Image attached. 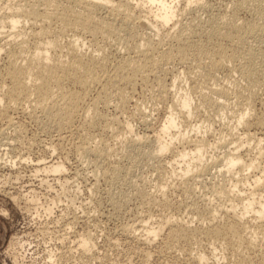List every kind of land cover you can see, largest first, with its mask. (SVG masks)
Wrapping results in <instances>:
<instances>
[{"label": "bare ground", "instance_id": "1", "mask_svg": "<svg viewBox=\"0 0 264 264\" xmlns=\"http://www.w3.org/2000/svg\"><path fill=\"white\" fill-rule=\"evenodd\" d=\"M183 1L185 4L180 6L181 0H142L137 4L130 0H8L7 11L0 17V121L12 124L11 113L23 109L47 129L64 132L82 119L84 133L79 134L77 148L88 161L97 164L94 161L112 155L109 153L111 145L103 139L100 141L101 138L99 143L93 142L96 135L92 131L109 127L114 131L118 124L99 106L116 102L124 110L129 92L138 84L165 98L176 92L174 88L179 81L181 83L184 73L188 85L178 87L168 116L157 133L148 142L141 139L144 136H124V145L129 149L124 156L128 165L107 163L104 174L112 205L121 209L134 196L140 205L161 210V218L155 226L154 223L142 225L145 233L140 237H144L145 243L154 241L164 231L172 245L202 232L215 246L211 247L213 251L218 245L232 251L234 264H264V192H261L264 191V167L258 162L264 157V148L260 147L264 141V112L254 114L258 95H261L259 91L264 90V0H231L230 10L224 13L210 11L204 0ZM200 10L208 17L203 18ZM243 11L250 17L242 18ZM69 32L72 35L65 40ZM113 40L126 51V55L119 56L121 58L115 62L107 51ZM86 44L92 51L82 49ZM2 54L5 55L3 63ZM169 64L184 67L182 73L173 74L171 83L166 79ZM221 71L225 73L222 83L217 79ZM93 91L96 94L87 103ZM144 114L142 118L146 117ZM216 118L235 123L225 124L226 128L214 134L213 142L206 134H213ZM240 127L244 130L243 136L236 131ZM252 127L260 131L259 137L256 131L252 132ZM243 140L249 146L246 153L240 151L245 146ZM251 141L256 145L251 146ZM231 144L236 145L229 149ZM217 148L224 151L213 155ZM225 148L228 149L225 151ZM251 149L256 150L254 157L249 155ZM168 153L170 157H166ZM141 160L151 162L158 173L157 181L150 186L152 189L147 186L149 190L143 183L135 186L133 179L124 180L129 164L136 165ZM213 168H218L223 179L214 181L211 177L212 196L223 199L226 204L221 201V205H214L204 194L203 202L209 200L199 207L195 199L197 188L206 182ZM44 169L61 173L65 166L53 162ZM249 169L260 172L253 177L247 193L239 186L248 183ZM123 180L130 189L124 186ZM120 183L127 189L115 193ZM120 189L122 187L118 191ZM170 190L183 196L181 203L196 216L198 224H207L204 230H194L188 223L179 224L165 215L173 211ZM250 212L253 214L248 218ZM145 217L144 221L151 219V215ZM88 235L82 236L81 243L86 250H91L94 244L91 234ZM251 250L257 253V263L251 254L252 258L244 257V253ZM206 258L203 253L196 261L206 264Z\"/></svg>", "mask_w": 264, "mask_h": 264}, {"label": "rangeland", "instance_id": "2", "mask_svg": "<svg viewBox=\"0 0 264 264\" xmlns=\"http://www.w3.org/2000/svg\"><path fill=\"white\" fill-rule=\"evenodd\" d=\"M130 1L137 4L142 0ZM204 1H207L211 9L210 11L214 13L227 12L231 7L229 6L231 5V0ZM8 4V0H0V17L4 15V11H7L5 9ZM184 4L185 2L181 0L179 5L183 6ZM155 7V5H152L153 9H155ZM2 12L4 13L2 14ZM200 14L201 16L203 15V18L208 17V14L201 10ZM240 15L242 18L250 17L245 11L241 12ZM183 19H185V17ZM170 26L169 24L168 28ZM71 35L72 32H69L65 40L69 39ZM110 44L111 45L107 46L109 49L107 51L112 55L113 58L111 57V59L113 62L126 55V51L124 52V50L118 47L119 42L113 40ZM88 46L89 45L86 44L82 46V49L87 52L92 51V48H88ZM116 52H119V54ZM1 59L3 63L5 61L4 54H2ZM183 68L182 64H169L167 67L168 73L166 72L167 82L171 83L173 74L178 72L182 73ZM0 71L2 72L1 68ZM184 76L185 74L182 73L180 79L181 83L179 81L177 83V88H174L176 92L178 87L182 89L181 86L184 87L188 85V79ZM224 76V72H219L217 75L218 82H220L221 79L223 82ZM218 77H220V79ZM145 87L146 86L143 84H138L134 87L135 89H131L134 91L129 92L126 104L127 107H125L124 110H121L116 102H112L107 106H99V109L108 118L110 117L109 119H116L118 124L114 126V131L112 128L110 129V127L103 131L100 128L92 131L94 135L97 136L93 135V142L96 143L101 138L100 141L103 139V142H107L108 145H111V151L109 153L112 155L110 154L111 156L109 158L99 159V161L96 160L97 162L94 161V163L97 164H93V160L88 161L77 148L80 142L79 138L84 133L81 125L82 119L76 120V123L74 122L71 126L72 129L70 128V131L65 130L64 132H59L58 130L57 132L55 129L53 131V128L47 129L39 120L32 117L29 111L27 112L23 109H18V111L15 110L11 113L14 118L12 124H6L0 121V142L4 139L0 144V264H198L196 259L198 255L203 253L208 257L206 258V264L235 263L232 251L229 250V252L228 249L226 250V248L221 245V247L225 248H222L223 251L226 250L225 253L219 249V245L218 248L216 246L217 251L216 249L213 251L211 247L215 246L211 245L212 241L210 239L206 240V236H202V232H198L201 233V235L198 234L201 237L198 238V235H196V240L195 237L189 238V240L192 239L190 240L191 244L188 242L189 240H181V243L178 242L179 244L176 245L169 244V239L166 235L167 231H164L160 237L155 238L156 240L154 239V241H150L149 243L146 241L145 243L143 240L144 237H140L145 233L144 226L153 223L155 226L157 224L156 221L161 218V210L157 208V211L156 208L154 210V207L149 209L148 206L140 205L139 201L136 200L134 196L125 207L121 209L113 207L110 200L109 183H107L108 180H106L107 178L104 174L107 163L118 162L122 164L124 162V165H128V161L125 160L124 156L128 154L129 149L124 145V136H131L134 138L144 136L141 139L144 138V140L146 139L148 142L164 123L170 111L172 99L176 95V92H172L170 95L163 98L158 92L155 93L156 91H152L151 93V91ZM174 89H172V91H175ZM259 92L261 95H258L254 111V114L257 113L256 115H260L264 112V90L261 89ZM95 94L96 91L91 92L88 96L90 98H87L86 102L88 103ZM141 112L143 114L145 113L144 115L146 117L142 118L143 114ZM234 123V121L229 119L216 118L213 122V134L210 133L212 136L210 134H206V136L214 142V134L217 135V131L226 128L225 124H230L232 126ZM130 129L131 133L129 132ZM251 130L253 133L257 132L256 135L258 136L259 134L260 136L259 130H256L254 127H252ZM20 131L23 134H21ZM171 131H174V129ZM236 131L243 136V128L240 127ZM79 134L81 135L79 136ZM200 134L204 133L200 132ZM224 134L228 135V132H224ZM147 136L148 139L145 138ZM95 138L97 139L95 140ZM168 138L169 136H166V139ZM243 143L245 146L240 150L241 152L249 148L246 141ZM176 145L179 144L177 143ZM235 145L236 144H231L229 149L233 148ZM250 145L254 146L256 143L251 141ZM260 147L264 148V141ZM227 149L228 148H225V151ZM114 150H117V152L115 151L113 153L112 151ZM223 151L224 148H217L212 153L213 155H217ZM254 151L256 150H250V153H252L249 154L250 157L255 156L256 152L253 154ZM166 157H170V154L168 153ZM263 159L264 157L260 158L262 162L258 160L260 167H264ZM167 160H169V158ZM141 161L138 162L140 163L139 165H137L138 163L136 165L133 163L135 166L129 164L130 175L129 173L127 175H129L130 178L126 175L128 179L125 177L126 179L124 178V180L129 181V179H133L132 182L135 183V186L143 183L142 185H146V188L149 190L148 187L157 181L158 173H155L156 170L152 167L153 165L151 162L147 160H144L145 162L143 160ZM53 162L64 164L65 170L61 173H53L44 169L45 165ZM256 170L257 169L247 170V173H249L247 177L250 176L248 177V183H246L247 181L245 180L246 182L241 183V186H239L247 193L250 192L249 189L252 187L253 177L259 175L260 171ZM211 174H213V176ZM211 174L205 179L206 182L197 188L199 190L196 193L195 199H198L197 203H200L199 207H203L209 200L205 199L206 201L204 200L203 202L202 196L204 194L207 198L210 197L209 201L213 202L214 205H217V203L218 205L226 204L225 201H222L223 199L221 202L220 199L212 196V186L210 187V182L213 177L214 181H217L216 178L221 180L223 177L218 172V168H213ZM218 175L219 177L221 176V178H219ZM132 182L130 183L133 184ZM122 183L115 189V193L129 188L127 187L129 184H124V182V186L127 187L125 188ZM204 185L207 187H205L206 189ZM120 187H122V189L118 191ZM150 189L152 188L150 187ZM170 191H172V193L170 192L169 196L172 194L170 198L173 200L171 201L174 202L172 207L173 211L170 210L172 214L167 212L165 215L172 217L179 224L183 223L182 225H185V223H188L187 226L192 229L194 228V230H204L207 224H198L200 221L196 219V216L184 207L186 206L184 203H181L184 201L183 196L180 193L178 194V191H175L176 193L173 192V190ZM261 192L263 194L264 191ZM220 202L221 204H219ZM228 203L229 202H227V204ZM147 210H149V213ZM150 212H152V214H150ZM252 214V212L248 213V218H251ZM147 215H151V219L153 220L151 221V219H149L148 221H144ZM142 225H144L143 228ZM219 225L221 226L222 223L219 222ZM203 226L205 227L203 228ZM90 234L94 246L91 250H86L81 240L83 235L90 236ZM140 238L142 242H140ZM197 238L199 240H197ZM210 252L214 254L212 255ZM226 252L228 253L227 255ZM246 252L248 253L249 251ZM246 252L244 253V257L248 258L253 255V258H251L257 263V253L255 251L252 252V250L250 251L251 253L247 254ZM255 257L257 258L256 261Z\"/></svg>", "mask_w": 264, "mask_h": 264}]
</instances>
